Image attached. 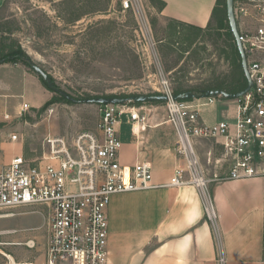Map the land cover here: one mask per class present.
I'll use <instances>...</instances> for the list:
<instances>
[{"label": "rangeland", "instance_id": "374dc122", "mask_svg": "<svg viewBox=\"0 0 264 264\" xmlns=\"http://www.w3.org/2000/svg\"><path fill=\"white\" fill-rule=\"evenodd\" d=\"M121 1L0 0V32H13H1L0 45L15 40L28 65L19 60L15 66L30 72V65L40 67L54 88L77 100L157 94L160 74L171 89L178 82L201 87L242 76L238 64L227 58V21L222 29L213 22L201 31L189 27L173 31V21L158 14L157 4L136 0L132 9L122 10ZM46 90L50 95L47 106L28 107L20 114L23 101L0 98V115L6 112L8 116L0 117V140L9 143V136L16 135L15 144L22 148L20 155L28 163L41 159L47 136L71 139L77 133L95 131L98 122V105L67 103ZM137 106H143L147 118L145 135L163 128L162 141L175 148L173 128L165 124L164 103ZM118 131L120 141H134L125 117ZM154 137L158 143V136ZM3 152L8 153L4 158L12 157L15 147L9 145ZM10 213L14 216L0 218V264H9L2 253L18 264H45L46 208L20 207ZM28 239L38 246L28 250L23 245Z\"/></svg>", "mask_w": 264, "mask_h": 264}, {"label": "built area", "instance_id": "2783aa9c", "mask_svg": "<svg viewBox=\"0 0 264 264\" xmlns=\"http://www.w3.org/2000/svg\"><path fill=\"white\" fill-rule=\"evenodd\" d=\"M135 1L122 0V10L132 9ZM233 10L252 81L251 89L235 99L233 120L214 124L201 122L202 109L213 105L216 98L174 101L169 82L160 74L159 93L168 98L164 102L165 123L176 134L174 151L181 162L168 183L153 184L149 161L133 166L120 163L122 144L118 125L125 117L137 141L147 127L143 106L98 105L95 131L80 132L71 139L47 136L41 159L33 163H28L20 154L5 161L4 142L0 140V211L6 213L0 218L13 217L10 211L20 207L46 208L45 264H108L106 211L111 196L182 186H192L202 196L205 217L218 250V264L225 263L218 216L209 192L210 182L219 180L220 176L207 177L197 157L195 142L214 140L219 143L223 160L228 163L225 180L264 175V0H233ZM27 109L23 104L19 114ZM16 141V135L9 136L11 145H16ZM23 245L28 250L38 246L34 239H28Z\"/></svg>", "mask_w": 264, "mask_h": 264}, {"label": "crops", "instance_id": "0c3cea01", "mask_svg": "<svg viewBox=\"0 0 264 264\" xmlns=\"http://www.w3.org/2000/svg\"><path fill=\"white\" fill-rule=\"evenodd\" d=\"M160 1L165 6L157 12L165 19L203 29L209 24L218 0ZM15 65H0V98L21 100L33 109L43 107L50 95L39 76ZM235 114V100L217 97L213 105L202 109L201 122L230 121ZM3 115L7 113L0 117ZM125 121L129 124L126 118ZM145 131L137 141H121L120 163L133 166L149 161L153 184H166L181 162L172 143L167 144L160 137L165 129L152 131L148 136ZM174 135L176 143L175 132ZM154 136H158V143ZM9 145L5 142L3 148ZM11 146L15 147L11 154H23L22 148ZM195 151L207 177L220 176L210 182L209 192L218 216L224 264H264V175L225 180L228 163L223 160L217 141L198 140ZM106 216L108 264H218V250L205 217L204 202L192 186L114 194Z\"/></svg>", "mask_w": 264, "mask_h": 264}, {"label": "water", "instance_id": "95a60500", "mask_svg": "<svg viewBox=\"0 0 264 264\" xmlns=\"http://www.w3.org/2000/svg\"><path fill=\"white\" fill-rule=\"evenodd\" d=\"M226 4V16L227 22L229 26L230 33L233 36L234 43L237 49V52L240 56V64L243 72V76L246 80V86L239 92L235 94H229L222 90H205L200 94H194L193 92H183L179 94H173L172 100L174 101H189L192 99H205L210 97H222L228 100H235L243 95H245L252 87V81L247 69L246 57L244 51L242 49V45L238 39V28L237 22L234 16L233 10V0H225ZM3 60H0V65L3 64ZM31 70L37 74L42 80L45 82L48 88L54 90L55 93L59 94L61 97L66 99L70 103H82V104H96V105H124L126 103H134V104H143V103H164L167 101V96L162 95L160 93L152 94V95H135L128 97H95L77 100L66 93L57 90L54 88L53 82L50 80L49 76L38 66L31 65Z\"/></svg>", "mask_w": 264, "mask_h": 264}, {"label": "trees", "instance_id": "16d2710c", "mask_svg": "<svg viewBox=\"0 0 264 264\" xmlns=\"http://www.w3.org/2000/svg\"><path fill=\"white\" fill-rule=\"evenodd\" d=\"M150 1L152 3L158 5V7H157L158 11L163 9L165 6V4L160 0H150ZM226 21H227V16H226L225 0H223V1L218 0L216 3V6L214 7V9L212 11L210 22L206 28H210L212 23L215 22L217 24V27L219 29H222L223 24ZM173 23H174V25L171 26L173 31H176L179 27L180 28L181 27H189V28L196 29L198 31H201V29H202L199 27H194V26L182 24L179 22H173ZM1 32H3V31H1ZM3 33H8V35H12L13 32L9 30V31L3 32ZM226 36H227V40L229 41V55H227V58L230 59L233 62V64H238V67L241 69L240 56L237 52V49H236V46L234 43V39H233L232 34L230 33V30H229V32H227ZM0 60H3L4 63H10V64H15L16 61L20 60L25 65H27L26 64L27 56L21 50L20 45L15 40H13L12 38H10L8 45H0ZM29 67L31 69V65ZM241 73H242V76L239 79L232 80L231 82L227 83V82H220V81L216 80L215 82H211L210 84H208L206 86H201V87L200 86H183L178 82L172 88V91H173V94H179V93L188 92V91L193 92L194 94H200L205 90H222V91L229 93V94H235V93L241 91L246 86V80L243 76L242 69H241ZM39 78L42 81L43 85L48 90L54 92V90L47 87V85L45 84V82L42 80L41 77H39ZM104 97H127V96H124V95L116 96V95L111 94L109 96H104ZM61 98L64 101H66L67 103H70L66 99H64L63 97H61ZM48 104H49V102H47L43 107L47 106ZM131 104H134V103H131ZM134 105H139V104H134Z\"/></svg>", "mask_w": 264, "mask_h": 264}, {"label": "bare ground", "instance_id": "6f19581e", "mask_svg": "<svg viewBox=\"0 0 264 264\" xmlns=\"http://www.w3.org/2000/svg\"><path fill=\"white\" fill-rule=\"evenodd\" d=\"M134 130H136L135 132H137L138 130L137 127H135ZM6 256L11 260L12 264H15L14 259L10 255H6Z\"/></svg>", "mask_w": 264, "mask_h": 264}]
</instances>
